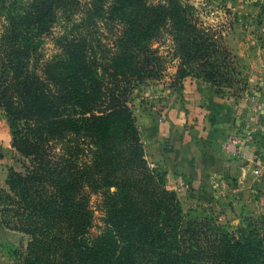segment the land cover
<instances>
[{
  "label": "trees",
  "instance_id": "16d2710c",
  "mask_svg": "<svg viewBox=\"0 0 264 264\" xmlns=\"http://www.w3.org/2000/svg\"><path fill=\"white\" fill-rule=\"evenodd\" d=\"M74 2L15 8L11 0L2 23L0 110L24 161L21 171L9 168L0 205L3 225L29 237L20 264H264V214L237 230L212 212L185 215L146 159L132 108L133 92L162 77L168 59L177 60L180 83L195 75L231 87L235 61L222 30L181 0H139V11L123 13L124 35L104 42L100 11L86 3L76 24ZM127 4L113 0L108 19L122 20L116 6ZM59 9L73 26L53 36L57 52L46 57L39 36L51 34ZM95 195L104 222L97 231Z\"/></svg>",
  "mask_w": 264,
  "mask_h": 264
},
{
  "label": "rangeland",
  "instance_id": "374dc122",
  "mask_svg": "<svg viewBox=\"0 0 264 264\" xmlns=\"http://www.w3.org/2000/svg\"><path fill=\"white\" fill-rule=\"evenodd\" d=\"M21 1L12 0V6L20 7ZM74 1L78 10L73 16L76 24L81 21L82 15L87 14L86 3L94 4V10L100 11V17H94L104 42H115L124 35L128 27L123 21L124 12L133 14L140 9L139 0H129L130 5L126 6L117 5L122 20H115L114 23L108 19L113 0ZM181 1L193 5L196 16L206 26L212 25L222 30L225 45L234 56L236 72L231 82L233 84L231 87L224 83L214 85L195 75L186 77L180 83L174 78L177 60L168 59L162 77L139 85L133 92L132 108L145 146L146 159L150 166L165 174L166 186L176 192L184 214L212 212L218 224H228L232 230H237L245 219L264 214V0ZM143 2L148 7L156 6L160 0H141V4ZM14 7H11V0H0V34L2 23L6 22L8 12ZM67 16L63 9L57 10L51 34L39 36L40 52L45 53L46 57L57 52L53 36L71 31L73 24L68 22ZM151 44L153 49L159 48L163 54L169 50L159 41H152ZM195 91L198 98H195ZM192 102H199L212 113L217 125L212 123L211 126L214 129L222 128L218 130L219 137L205 143L206 139L196 132L192 139L195 144L193 152L190 155L180 153V168L170 170L161 167L152 161L147 151L146 135L152 137L160 123L167 122L173 115L176 118L181 115V124L173 131L178 134L175 141L180 143L187 128L197 124L193 118L186 121L184 116ZM0 114H3L1 110ZM170 121L175 123L174 119ZM6 152L1 155L0 190L8 188L6 179L9 168L23 170L24 158L12 146V140ZM184 156L190 161L184 162ZM240 158H246L245 162H239ZM243 166L248 167L244 175L240 173ZM205 174L212 179H204ZM204 186L209 187L213 195L210 201L201 192ZM100 201L96 195L91 198L96 231L97 226H104ZM28 241L29 237L23 232L3 225L0 205V264H20Z\"/></svg>",
  "mask_w": 264,
  "mask_h": 264
},
{
  "label": "crops",
  "instance_id": "0c3cea01",
  "mask_svg": "<svg viewBox=\"0 0 264 264\" xmlns=\"http://www.w3.org/2000/svg\"><path fill=\"white\" fill-rule=\"evenodd\" d=\"M195 98H198V93L196 91ZM188 109V113L184 114L185 120L189 121V118H193V122L197 124L196 126H190L189 128H187V131L184 133L183 139L180 143L178 141H175V138L178 136V134H174L173 131L174 129L176 130L181 124V115L179 116V118H176L175 115L170 117L171 119L175 120L174 124H172L173 122L170 121L171 119L167 122L165 121L163 123H160L158 125L157 131H153L152 137H150V135L148 134L146 135L147 138L145 140L147 151L150 152L152 161L157 162L161 167H165L170 170L172 168L179 169L181 165L180 153H187V155H190V152H193L195 144L192 143V139L196 132H198L199 137L206 139V141L204 140L205 143L211 142L219 137L218 130H221L222 128L221 126H219L217 127V129H214L211 126V124L216 122V120H214V118L212 117V113L206 107H202L199 102H192V105L189 106ZM149 126H151V124ZM11 140L12 137L8 126V121L3 114H0V177L1 170L3 168V160L1 158V155H4L7 147L11 145ZM245 159L246 158H240V160L238 159V161L245 162ZM186 161L189 162L190 160L189 158L184 156V162ZM247 171V166H243L242 168H240V173H243V175ZM204 179L210 180L212 179V177L205 174ZM201 192L206 194V196H204L206 197V199H209V201L211 200L213 195L212 193H210L209 187H202Z\"/></svg>",
  "mask_w": 264,
  "mask_h": 264
}]
</instances>
